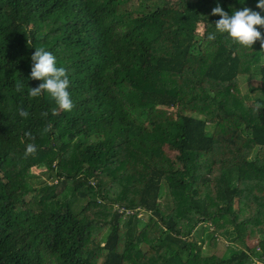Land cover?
<instances>
[{"label": "trees", "instance_id": "16d2710c", "mask_svg": "<svg viewBox=\"0 0 264 264\" xmlns=\"http://www.w3.org/2000/svg\"><path fill=\"white\" fill-rule=\"evenodd\" d=\"M217 3L260 11L0 0V264H264V50L209 41ZM40 47L68 72L70 112L28 95ZM219 239L238 252L220 256Z\"/></svg>", "mask_w": 264, "mask_h": 264}, {"label": "clouds", "instance_id": "9594fccd", "mask_svg": "<svg viewBox=\"0 0 264 264\" xmlns=\"http://www.w3.org/2000/svg\"><path fill=\"white\" fill-rule=\"evenodd\" d=\"M256 8L260 11H253L248 7L240 10H234L231 15L223 10L219 3L212 9L211 15L219 16L220 19L215 22V31L208 34L207 39L213 41L216 39V33L227 34V37L235 44L242 47L252 48L259 41L261 49L264 50V36L258 29H264V0H258ZM32 66L30 78L32 80L43 81L38 87L30 88L28 95L32 98L41 96L47 92L58 105L59 109L70 112L74 108V103L69 92L70 80L65 67L58 66L57 57L52 52L45 50L43 47L36 48L32 57ZM24 85L17 82L15 85L16 92H22ZM262 105L257 104L258 111ZM19 115L27 119L29 112L21 107L18 109ZM55 111V110H54ZM43 115H47L44 113ZM51 130V125L44 131ZM25 137L32 141L26 144L25 157L35 155L37 146L34 143L35 137L29 132H25Z\"/></svg>", "mask_w": 264, "mask_h": 264}, {"label": "rangeland", "instance_id": "374dc122", "mask_svg": "<svg viewBox=\"0 0 264 264\" xmlns=\"http://www.w3.org/2000/svg\"><path fill=\"white\" fill-rule=\"evenodd\" d=\"M223 10L226 12V10L224 8H223ZM208 13H209V11H206L205 15L208 14ZM198 31L200 33H202V31H203V25L202 24H199V30ZM256 84H257L256 83V79H254L253 77H250V76H243L242 77L241 76L239 78V86H240L241 92L244 94L245 98L248 97V98H246V100L249 103L256 98V94L255 93H251L250 90H248V89H249L250 86L253 87ZM171 111H173V110H171ZM173 157H175V154L173 155ZM30 172H31L32 175H35L36 177H40L43 173H45V167L43 165L42 166H36V167H33L30 170ZM41 178L44 179V176L43 177L41 176ZM41 178H40V180H42ZM37 179L38 178L33 179V180L36 181ZM242 210H243V213H247L246 216H251L252 215L254 220L257 219L256 213H254L253 208L251 209L248 206H242ZM258 227L260 228L261 226L259 224H257L256 228H258ZM217 245H218L217 246L218 254L220 256H222V257L226 258V257H229L232 253L238 252V248L236 246H234L233 244L228 243L227 241L220 240L217 243ZM207 247L208 246L205 245L204 249H206Z\"/></svg>", "mask_w": 264, "mask_h": 264}]
</instances>
